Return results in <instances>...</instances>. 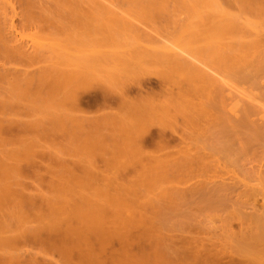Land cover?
I'll use <instances>...</instances> for the list:
<instances>
[{
  "label": "rangeland",
  "instance_id": "obj_1",
  "mask_svg": "<svg viewBox=\"0 0 264 264\" xmlns=\"http://www.w3.org/2000/svg\"><path fill=\"white\" fill-rule=\"evenodd\" d=\"M2 189L0 264H264V0H0Z\"/></svg>",
  "mask_w": 264,
  "mask_h": 264
},
{
  "label": "bare ground",
  "instance_id": "obj_2",
  "mask_svg": "<svg viewBox=\"0 0 264 264\" xmlns=\"http://www.w3.org/2000/svg\"><path fill=\"white\" fill-rule=\"evenodd\" d=\"M183 27H184V26H183ZM186 27L188 28V26H186ZM227 29H228V28H227ZM50 81H51V80H50ZM133 110H136V108L133 109ZM137 154H139V153H137ZM135 157H136V156H135ZM131 159H132V158H131ZM133 159H135V158H133ZM123 164H124V163H123ZM124 165H125V164H124ZM122 166H123V165H122ZM8 170H9V169H8ZM11 170H12V169H11ZM2 172H3V169H2ZM2 172H1V173H2ZM5 173H6V172H5ZM2 174H3V176L5 175L4 172H3ZM6 174H7V173H6ZM139 176H140V174H139ZM6 177H7V175H6ZM140 177H142V176H140ZM140 177H139V178H140ZM72 180H73V179H72ZM4 188H6V187H4ZM66 188H67V187H66ZM123 188H124V187H123ZM126 188H127V187H126ZM126 188H124V189H126ZM8 189H9V188H8ZM70 189H71V188H70ZM6 190H7V188H6ZM6 190H4V191H6ZM0 191H1V192H0V195H1V196H0V197H2V194H3V197H4V192H2L3 189L0 190ZM121 191H122V190H121ZM126 191H127V190H126ZM91 192H92V191H91ZM122 192H123V191H122ZM128 192H129V191H127V193H128ZM1 193H2V194H1ZM7 193H8V192H6V194H7ZM64 193H65V192H64ZM98 193H99V192H98ZM104 193H105V192L103 191L102 194H104ZM115 193H116V192H115ZM124 193H125V192H123V194H124ZM8 194H10V193H8ZM8 194H7V195H8ZM72 194H73V193H72ZM89 194H90V192H89ZM94 194H95V192H94ZM129 194H130V193H129ZM63 195H64V194H63ZM104 195H105V194H104ZM106 195H107V192H106ZM109 195H110V193L108 194V196H109ZM116 195H117V194H116ZM14 196H15V195H14ZM92 196H93V195H92ZM98 196H99V195H98ZM112 196L116 197L115 195H112ZM8 197H9V195H8ZM68 197H69V196H68ZM73 197H74V196H73ZM75 197H76V196H75ZM79 197H82V196L79 195ZM111 198H112V197H111ZM2 199H3V198H2ZM6 199H7V198H6ZM13 199H14V198H13ZM70 199H71V198H70ZM3 200H4V199H3ZM65 200H66V199H65ZM65 200H63V202H64ZM85 200H86V199H85ZM96 200H97V199H95V201H96ZM104 200H106V199H104ZM113 200H114V199H113ZM31 201H32V200H31ZM61 201H62V200H61ZM82 201H83V199H82ZM100 201H101V200H100ZM65 202H66V201H65ZM65 202H64V203H65ZM75 202H76V201H75ZM116 202H117V201H115V203H116ZM49 203H50V202H49ZM57 203H58V202H57ZM59 203H61L59 206H61V205L63 204V203L60 202V201H59ZM71 203H72V202H71ZM86 203H87V202L85 201L82 205H84V204H86ZM67 204H69V202H68ZM67 204L65 203V205H67ZM80 204H81V203H80ZM80 204H75L77 208L75 207V208L69 209L70 212L67 211V209H68L67 207H66L67 209L63 208L64 206H63V207H59V206L54 207L55 209H56V208L58 209V207H59V209L56 210V212L58 211L57 213H59L60 215H62V216H66L64 220H67V221H65V222H64V220H62L63 222H61V225L58 226V227H60V232L63 231V230H61V229H63L64 226H65V225H63V223H64V224H65V223L68 224L69 221L72 220V218H73L74 220L76 219V222H77V226H76V224H75L76 222L73 223V224H75V227H76V228H79V227H80V230H82V231H83V229H89V228H91V226H97V227H98V230H95V229H94V230L92 231V230L90 229V231H92V232H91L92 234H93L94 231H96V232L98 231V233L94 232V234L98 235V238H97V239H98V243H99V241H100L99 244L103 245L102 243H104L105 241L107 242V239L110 238L109 235L111 236L112 234H114V231H113V233L111 232L112 234H108V233H110V231H109V229L106 227V226H109V225H107V224L110 223L111 226H112V228H114V229H115V228L118 229V227H119L121 224H122V226H123L124 223H125V219L123 218L122 213H121V212H122V208L120 207V206H122V207L124 208V206L121 205V202H120V204H119V202H118V203H116L115 205H114V203H113V206L111 205V206H109V207H108V206L105 207V206L107 205V204H106L105 206L103 205L104 207H103V206L99 207V209H98V208H97V209L95 208L98 204L95 205V203H94V206H95L94 208L96 209V210H95L94 208H92V210L94 209V211H91V210L89 209L90 206H89V207L87 206L88 209H87L86 207H85V208H84V207H83V208H80V207H81ZM88 204H90V203H88ZM88 204H86V205H88ZM109 204H111V203H109ZM0 205H1V203H0ZM51 205H52V204H51ZM55 205H56V201H55ZM55 205H54V206H55ZM70 205H71V206H69L70 208H71V207H74V205H72V204H70ZM78 205H79V207H78ZM90 205H91V204H90ZM100 205H101V204H100ZM100 205H98V206H100ZM84 206H85V205H84ZM31 207H32V206H31ZM48 207H49V206H48ZM48 207H46V208L49 209ZM52 207H53V206H52ZM2 208H3V207H2ZM50 208H51V206H50ZM90 208H91V207H90ZM35 209H38V208H35ZM52 209H53V208H52ZM40 210H41V209H40ZM48 211L50 212V210H48ZM48 211H47V212H48ZM53 211H54V209H53ZM47 212H46V213H47ZM40 213H41V212H40ZM51 213H52V210H51ZM54 213H55V211H54ZM57 213H56V214H57ZM0 214H1V213H0ZM59 214H58V218H59ZM108 214H109V215H108ZM40 215H41V214H40ZM52 215H53V214H50L51 219H52V217H53ZM46 216H48V214H47ZM55 216H56V215H55ZM62 216H60L61 219L64 218V217H62ZM67 217H68V218H67ZM35 218H36V217H35ZM53 218H54V217H53ZM58 218L55 219V220L57 221ZM47 220H48V219H47ZM59 220H60V219H59ZM131 220H132V219H131ZM51 221H54V220H51ZM72 221H73V220H72ZM72 221H71V222H72ZM43 222H44V221H43ZM57 222H58V221H57ZM71 222H70V223H71ZM49 223H50V222H49ZM262 223H263V222H262ZM58 224H59V223H58ZM62 225H63V226H62ZM50 226H52V225L50 224L49 227H50ZM61 226H62L63 228H62ZM40 227H42V226H40ZM53 227H54V226H53ZM69 227H70V226H69ZM72 227H74V225H73ZM75 227H74V228H75ZM120 227H121V226H120ZM120 227H119V228H120ZM126 227H127V226H126ZM126 227H125V229H126ZM132 227H133V226H132ZM262 227H263V226H262ZM65 228L67 229V225L65 226ZM65 228H64V229H65ZM82 228H83V229H82ZM93 228H94V227H93ZM99 228H100V229H99ZM46 229H47V228H46ZM51 229H52V228H51ZM57 229H59V228H57ZM70 229H71V228H70ZM70 229H67V230H70ZM72 229H73V228H72ZM122 229H123V228H122ZM136 229H137V227H136ZM263 229H264V227H263ZM54 230H55V227H54ZM118 230H120V229H118ZM37 231H38V230H37ZM55 231H56V230H55ZM64 231H66V230H64ZM64 231H63V232H64ZM70 231H72V230H70ZM77 231H79V230L77 229ZM84 231H85V230H84ZM84 231H83V232H84ZM90 231L87 232V234H88V233L90 234ZM128 231H129V230H128ZM130 231H131V230H130ZM132 231H133V230H132ZM115 232H119V233H120V231H116V230H115ZM22 233H23V232H22ZM49 233H51V232H49ZM52 233H53V232H52ZM68 233H69V232H68ZM68 233L65 232L64 234H62V232H61V234H62L63 236H65V234H66V236H69ZM72 233H73V232L70 233V236H71ZM79 233H82V232L79 231ZM119 233H116L115 235H117V234H119ZM123 233H124V234H123ZM127 233H128V232H127V231L124 232V229H123V230H122V233H120L119 235H122V234H123V235H122L123 237H127V236L125 235V234H127ZM138 233H139V232H138ZM138 233H137V234H138ZM57 234H58V233H57ZM57 234H56V235H57ZM59 234H60V233H59ZM85 234H86V233H85ZM87 234H86V237H88ZM89 234H88V235H89ZM128 234H129V233H128ZM128 234H127V235H128ZM54 235H55V234H54ZM73 235H74V234H72V236H73ZM78 235H79V234H78ZM119 235H118V236H119ZM131 235H133V234H131ZM262 235H263V234H262ZM66 236H65V237H66ZM72 236H71V237H72ZM91 236H92V235H91ZM118 236H117V237H118ZM142 236H143V235H142ZM142 236H141V237H142ZM249 236H251V235H249ZM252 236H253V234H252ZM255 236H257V235H255ZM255 236H254V237H251V238H254V239L256 240V237H255ZM71 237H69V238L72 240V238H73L74 236H73L72 238H71ZM81 237H83V236L80 234L79 238H81ZM92 237H93V236H92ZM113 237H115V236H113ZM120 237H121V236H120ZM123 237H122V238H123ZM245 237H246V236H245ZM3 238H4V237H3ZM55 238H57V236L54 237V239H55ZM69 238H68V239H69ZM94 238H95V241H97L96 236H94ZM128 238H129V237H128ZM128 238H127V239H128ZM248 238H250V237H248ZM248 238H245V239L248 240ZM258 238H259V237H258ZM61 239H63V238L61 237V238L58 239V240H61ZM64 239H66V238H64ZM70 239L68 240L69 242H71ZM75 239H76V237H75ZM89 239H90V237H88L87 240H85L84 238L81 239V240H80V239H79V240L76 239L77 241L75 240V242H74V241H73V242H74V244H76L78 247H83V246H86V244H87L86 241L88 242ZM129 239H130V238H129ZM133 239H134V238H133ZM148 239H149V238H148ZM241 239H242V238H241ZM8 240H9V239H8ZM66 240H67V239H66ZM66 240H64V241H66ZM73 240H74V239H73ZM117 240H118V239H117ZM186 240H187V239H186ZM246 240H244V241H246ZM0 241H1V239H0ZM10 241H11V240H10ZM53 241H54V240H53ZM56 241H57V240H56ZM93 241H94V240H93ZM120 241H121V240H120ZM124 241H126V240H124ZM127 241H128V240H127ZM127 241H126V242H127ZM132 241H134V240H132ZM184 241H185V240H184ZM184 241H183V242H184ZM244 241H242V242H244ZM69 242H68L67 244H70V246H71V243H73V242H71V243H69ZM135 242H136V240H135ZM1 243H3V242H1ZM58 243H60V242H58ZM61 243H62V242H61ZM64 243H65V242H64ZM64 243H63V244H64ZM95 243H96V242H95ZM98 243H96V244H98ZM107 243H108V242H107ZM120 243H121V242H120ZM240 243H241V242H240ZM253 243H254V242H253ZM258 243H260V242H258ZM7 244H8V243H7ZM74 244H73V245H74ZM92 244H93V243H92ZM189 244H190V243H189ZM189 244H188V245H189ZM243 244H244V243H243ZM65 245H66V244H65ZM73 245L71 246L72 248H73L74 246L76 247V245H74V246H73ZM88 245H89V244H88ZM94 245H95V244H94ZM124 245H125V244H124ZM186 245H187V243H186ZM186 245H184V246H186ZM255 245H256V244H255ZM255 245H254V246H255ZM261 245H262V244H261ZM263 245H264V244H263ZM263 245H262V246H263ZM66 246H67V245H66ZM66 246H65V248H66ZM89 246H90V245H89ZM95 246H96V245H95ZM121 246H123V243H122ZM249 246H251V242L249 243ZM249 246H248V247H249ZM262 246H261V247H262ZM67 247H68V249H66V250H68V251L71 250V247H69V246H67ZM75 247H74V248H75ZM104 247H105V246H104ZM181 247H182V246H181ZM189 247H190V246H189ZM194 247H195V246H194ZM261 247H260V248H261ZM86 248H87V247H86ZM99 248H101V246H100ZM151 248H152V247H151ZM183 248H184V247H183ZM186 248H188V247H186ZM186 248H185V249H186ZM190 248H191V247H190ZM197 248H198V247H197ZM203 248H204V247H203ZM251 248H252V247H250V249H251ZM258 248H259V247H258ZM260 248H259V250H260ZM262 248H263V247H262ZM82 249H83V248H82ZM82 249L79 250V253L82 251ZM104 249H105V248H104ZM123 249H124V248H123ZM181 249H182V248H181ZM181 249H180V250H181ZM185 249H184V250H185ZM188 249H189V248H188ZM195 249H196V248H195ZM195 249H194V250H195ZM254 249H255V248H254ZM254 249H253V250H254ZM84 250L89 251L88 249H83V252H81V254H79V255H81V256H80V257H81L80 259L83 260V261H82V262H83L82 264H85L86 262H87L86 264H88V263H89V264H92V262H94V261L96 262L95 264H100V263H99V260H98L99 258H97V260H96V256L94 257L95 252L92 253V251H90L89 253H85V252H87V251H84ZM197 250H198V249H197ZM251 250H252V249H251ZM255 250H256V249H255ZM259 250H258V251H259ZM262 250H263V249H262ZM68 251H67V253H69ZM72 251H73V250H72ZM126 251H127V250H126ZM155 251H156V250H155ZM187 251H188V250H187ZM246 251H247V250H246ZM105 252H106V250H105ZM179 252H180V251H179ZM188 252H189V251H188ZM195 252H196V251H195ZM207 252H208V251H207ZM210 252H211V251H210ZM90 253H91V254H90ZM123 253H124V252H123ZM128 253H129V252H128ZM202 253H203V252H202ZM204 253H205V252H204ZM213 253H214V252H213ZM92 254H93V255H92ZM179 254H180V253H179ZM195 254H196V253H192V252H190V253H189V256H192V258H195V256H196ZM199 254L201 255V253H198V255H199ZM214 254H215V253H214ZM91 255H92L93 257H92ZM112 255H113V254H112ZM115 255H116V254H115ZM200 255H199V256H200ZM202 255H203V254H202ZM204 255H205V254H204ZM107 256H108V255H107ZM116 256H117V255H116ZM184 256H185V254H184ZM184 256H183V257H184ZM206 256L208 257V259H210V261H209V260H206V261H209L208 264H210L211 260H213V257H212V255L210 256L209 254H207V255H205V258H206V259H207ZM255 256H257V255H255ZM259 256H260V255H259ZM73 257H74V256H73ZM73 257H72V258H73ZM120 257L123 258V256H120ZM137 257H139V256H137ZM202 257H203V256H202ZM257 257H258V256H257ZM257 257H256V260H257ZM72 258H71V260H72ZM78 258H79V257H78ZM78 258H75V259H78ZM93 258H94L95 260H94ZM109 258H110V257H109ZM117 258H118V259H117ZM121 258H120V260H121ZM124 258H125V257H124ZM124 258H123V259H124ZM139 258H140V257H139ZM158 258H159V257H158ZM184 258H185V257H184ZM205 258H204V257L202 258L203 262L205 261V260H204ZM258 258H259V257H258ZM110 259L114 260L112 257H111ZM110 259H109V260H110ZM159 259H160V258H159ZM186 259H187V258H186ZM107 260H108V259H107ZM116 260L118 261V260H119V257H116ZM130 260H131V259L129 258V261H130ZM135 260H136V259H135ZM135 260L133 259V261H135ZM145 260H146V259H145ZM214 260H215V264H216V258H215ZM261 260H262V258H261ZM97 261H98V263H97ZM102 261H103V260H102ZM121 261H122V260H121ZM124 261H125V260H124ZM191 261H192V260H191ZM259 261H260V260H259ZM76 262H77V261H76ZM76 262H75V263H76ZM80 262H81V261H80ZM80 262L77 263V264H81ZM111 262H112V261H111ZM113 262H114V264H116L115 260H114ZM113 262H112L111 264H113ZM118 262H119V261H118ZM118 262H117V263H118ZM138 262H140V261H138ZM144 262H145V261H144ZM158 262H160V260H159ZM158 262H157V263H158ZM181 262H183V261H181ZM260 262H261V261H260ZM101 263H102V262H101ZM123 263H125V262H123ZM127 263H129V262H127ZM127 263H126V264H127ZM132 263H133V262H132ZM146 263H147V261H146ZM146 263H145V264H146ZM151 263H152V262H151ZM176 263H178V262H176ZM179 263H180V262H179ZM186 263H187V262H186ZM192 263H193V262H192ZM192 263H191V264H192ZM205 263H206V262H205ZM73 264H74V263H73ZM102 264H103V263H102ZM118 264H120V263H118ZM152 264H153V263H152ZM180 264H181V263H180Z\"/></svg>",
  "mask_w": 264,
  "mask_h": 264
}]
</instances>
